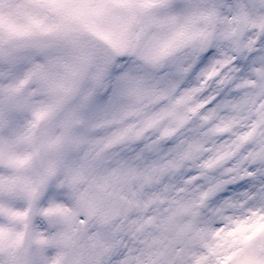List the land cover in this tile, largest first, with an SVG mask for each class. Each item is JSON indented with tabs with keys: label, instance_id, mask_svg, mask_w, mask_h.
<instances>
[{
	"label": "clouds",
	"instance_id": "obj_1",
	"mask_svg": "<svg viewBox=\"0 0 264 264\" xmlns=\"http://www.w3.org/2000/svg\"><path fill=\"white\" fill-rule=\"evenodd\" d=\"M0 264H264V0H0Z\"/></svg>",
	"mask_w": 264,
	"mask_h": 264
}]
</instances>
